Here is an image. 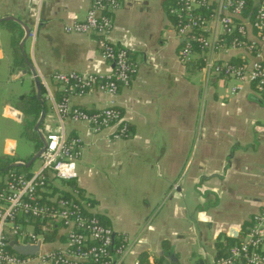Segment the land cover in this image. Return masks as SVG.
<instances>
[{"label":"crops","instance_id":"obj_1","mask_svg":"<svg viewBox=\"0 0 264 264\" xmlns=\"http://www.w3.org/2000/svg\"><path fill=\"white\" fill-rule=\"evenodd\" d=\"M119 2L112 15V41L133 52L137 71L130 85H122L115 95L94 87L69 99L89 111L114 104L129 123V135L115 139V127L93 132L87 122L67 119L68 136L82 140L74 188L89 199L88 212L99 215L116 234L128 236V264L139 263L142 254L151 264H215L264 208V94L252 82L208 75L200 54L187 62L181 59L185 40L169 14L171 0ZM89 8V0H0V18L14 17L30 31L37 29L35 40L28 38L21 49L44 79V135L59 129L55 105L65 89L53 78L56 72L106 75L114 69L102 59L97 35L64 31L84 20ZM4 22L0 80H12L13 87L6 88L19 98L37 88L30 67H16L12 33ZM17 23L24 31L21 43L25 27ZM214 58L240 64L250 62L251 55L226 48ZM1 111L23 122L22 135L26 120H33L8 98ZM5 153L2 159L11 161L0 171V181L9 169L29 174L38 167L35 162L15 165L33 155L14 159L12 140ZM56 185L55 192L73 189L68 182L56 180ZM46 237L44 250L67 242L60 225L47 230ZM26 264L53 263L34 258Z\"/></svg>","mask_w":264,"mask_h":264},{"label":"built area","instance_id":"obj_2","mask_svg":"<svg viewBox=\"0 0 264 264\" xmlns=\"http://www.w3.org/2000/svg\"><path fill=\"white\" fill-rule=\"evenodd\" d=\"M89 2L86 18L66 25L64 31L97 35L101 57L114 69L106 75H53L66 91L55 105L59 129L45 134L47 144L37 169L28 174L12 168L0 181V264H26L34 258L53 264H128L127 235H121L116 246L114 229L95 215L86 214L87 203L78 189L73 188L69 196L55 192L56 180L78 178L82 140L68 136L67 119L85 121L93 132L115 127V139L129 135V123L114 104L89 111L69 99L70 95H84L94 87L115 95L122 85H130L137 71L133 52L112 41V15L120 8L119 0ZM168 11L178 35L185 40L180 53L184 62L200 54L208 75L234 78L241 84L252 82L264 94V0H171ZM36 35L37 29L32 30L29 38L35 40ZM226 48L247 50L250 62H218L215 54ZM18 162L26 163L20 160L15 164ZM56 225L65 230L67 242L60 248L44 250L46 231ZM13 239L18 243L41 241L40 253L22 255L10 251ZM215 264H264V208L253 216L247 234Z\"/></svg>","mask_w":264,"mask_h":264},{"label":"trees","instance_id":"obj_3","mask_svg":"<svg viewBox=\"0 0 264 264\" xmlns=\"http://www.w3.org/2000/svg\"><path fill=\"white\" fill-rule=\"evenodd\" d=\"M3 25L5 26V28L12 33V39H11V46L13 49V56H14V62L16 67H22V68H27L29 66V62L26 60V56L23 54V51L21 49V43L20 40L22 39L23 35H24V31L21 30L19 24L17 22L14 21H7L4 22ZM45 89L44 86L42 85V94L41 97H39L37 95V92L35 89H33L32 91H30L29 93L23 94L19 97V100L17 101V103L15 104L16 107L20 110H22L24 112L25 115L28 116H32L33 120H26V125H25V129L23 130V135H27V137H29V139H34L35 141H37V143L35 142L37 148L39 149L40 147H42V142L39 138L38 135H36L37 133L34 131V125L36 124V121L38 120L42 109L45 107V104L43 102L44 99V94ZM66 95V91L64 90L61 95H59L60 99L64 98ZM11 160H6V159H2L0 160V171H3V169L6 168V166L9 165ZM18 167V166H16ZM68 185H71V187H76L75 183L73 181H67ZM57 192H61L64 195H70L68 192L64 191H58L56 189ZM81 191V190H80ZM81 193V192H80ZM86 203H89V199L85 198ZM87 215H95L96 217H98V219L101 221L102 224L105 225V223L102 221V219L99 217V215L94 214V213H90L87 210H85ZM107 226V225H106ZM54 228V227H53ZM121 235L123 234H116V236L114 237V244L117 246L120 244V241L122 240ZM234 243H230L228 246H232ZM9 250L12 252H16L15 250H13V248L10 246ZM138 264H151L149 262V260L147 259V257L145 256V254H142L140 256V260Z\"/></svg>","mask_w":264,"mask_h":264},{"label":"rangeland","instance_id":"obj_4","mask_svg":"<svg viewBox=\"0 0 264 264\" xmlns=\"http://www.w3.org/2000/svg\"><path fill=\"white\" fill-rule=\"evenodd\" d=\"M31 40L32 39H29L28 41ZM9 84L13 87L12 80H7V79L0 80V160H2L3 156L6 155L5 151L8 146V140H12L15 142L14 159H18V158L27 159L33 155L35 148H37L36 144H34L35 138L33 140H30L29 137H27V135H22L21 132L23 129V122L22 121L18 122L17 120L6 118L5 116H3L1 111L5 98L12 100V103L14 104H16L17 101L19 100V98L16 97L15 93H13V90L10 89L7 90L6 86ZM24 88H25L24 91L26 92H28L31 89L27 81L24 82ZM11 94L14 95L15 97L11 96ZM25 125L26 124H24V126ZM35 142L37 143V141ZM39 164H40V158H38L35 161L33 166L36 167ZM58 182H63V181L58 180Z\"/></svg>","mask_w":264,"mask_h":264},{"label":"water","instance_id":"obj_5","mask_svg":"<svg viewBox=\"0 0 264 264\" xmlns=\"http://www.w3.org/2000/svg\"><path fill=\"white\" fill-rule=\"evenodd\" d=\"M3 21H16V22H19V23L23 24L20 20L14 18V17L0 18V23L3 22ZM24 27H25V38L21 42V48L23 50H24L25 43L28 40L30 32H31L30 29L27 28L25 25H24ZM25 56H26V54H25ZM26 60L28 61L27 57H26ZM29 67H30V71L33 74V78H34V81H35V84H36L37 95L39 97H41V94H42V80L39 77V74H38L36 68L34 67V65L32 63H30ZM46 113H47V111H46V108L44 107L42 109L41 116H40V118H39V120H38V122L36 123V126H35V130L38 131L39 134H40L39 137H40L41 142H42V147L33 155V157L28 162H26V163L18 162L15 165L30 166L38 158H40V156H41V154H42V152H43V150H44V148H45V146L47 144L45 135L43 133H41V131H40V125L44 122V120L46 118ZM41 243H42L41 241H38L37 243H18V242H16L13 239V240H11L9 242V246H11L13 248V250H15L16 252H18V253H20L22 255H37V254L40 253ZM198 264H204V261L200 260L198 262Z\"/></svg>","mask_w":264,"mask_h":264}]
</instances>
